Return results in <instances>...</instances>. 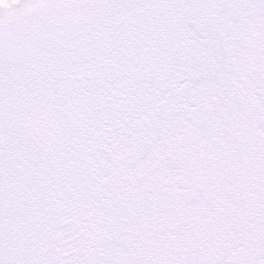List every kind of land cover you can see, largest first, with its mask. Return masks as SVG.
Wrapping results in <instances>:
<instances>
[{"label": "snow or ice", "instance_id": "obj_1", "mask_svg": "<svg viewBox=\"0 0 264 264\" xmlns=\"http://www.w3.org/2000/svg\"><path fill=\"white\" fill-rule=\"evenodd\" d=\"M0 264H264V0H0Z\"/></svg>", "mask_w": 264, "mask_h": 264}]
</instances>
